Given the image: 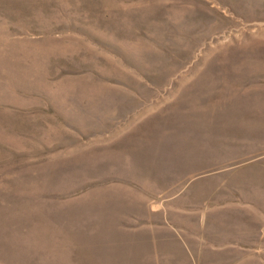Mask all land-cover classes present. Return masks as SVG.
I'll list each match as a JSON object with an SVG mask.
<instances>
[{
	"label": "rangeland",
	"instance_id": "rangeland-1",
	"mask_svg": "<svg viewBox=\"0 0 264 264\" xmlns=\"http://www.w3.org/2000/svg\"><path fill=\"white\" fill-rule=\"evenodd\" d=\"M0 264H264V0H0Z\"/></svg>",
	"mask_w": 264,
	"mask_h": 264
}]
</instances>
